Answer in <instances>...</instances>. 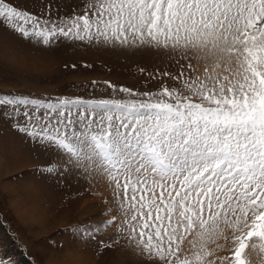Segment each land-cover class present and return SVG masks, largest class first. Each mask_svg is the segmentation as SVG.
Returning a JSON list of instances; mask_svg holds the SVG:
<instances>
[{
  "label": "snow or ice",
  "instance_id": "snow-or-ice-1",
  "mask_svg": "<svg viewBox=\"0 0 264 264\" xmlns=\"http://www.w3.org/2000/svg\"><path fill=\"white\" fill-rule=\"evenodd\" d=\"M0 29L179 66L149 73L159 86L142 92L111 81L88 95L0 92V119L56 153L41 173L85 178L105 205L107 219L68 231L111 229L97 255L123 247L139 264H264V0H80L64 15L50 0L38 12L0 0ZM20 248L23 260L4 252L0 264H36Z\"/></svg>",
  "mask_w": 264,
  "mask_h": 264
},
{
  "label": "rangeland",
  "instance_id": "rangeland-1",
  "mask_svg": "<svg viewBox=\"0 0 264 264\" xmlns=\"http://www.w3.org/2000/svg\"><path fill=\"white\" fill-rule=\"evenodd\" d=\"M50 2L53 12L58 10L61 15L80 4V0ZM22 3L38 12L49 0ZM0 31L3 93L52 98L88 95L92 81H111L142 92L146 85L152 90L159 86L156 80L149 81V73L179 71V66L164 54L148 49H113L63 39L46 49ZM100 90L103 91L102 85ZM55 160L56 153L26 141L8 121L0 119V253L19 257L20 246L24 245L36 264H139L123 247L97 255L98 242L108 240L111 229L88 241L67 230L73 224L107 219L103 215L105 205L93 195L94 189L85 178L71 173L63 177L42 174L39 169Z\"/></svg>",
  "mask_w": 264,
  "mask_h": 264
}]
</instances>
